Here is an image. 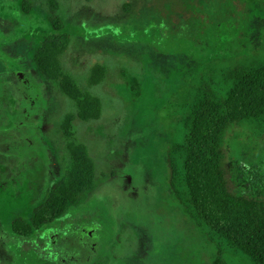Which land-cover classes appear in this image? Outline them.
<instances>
[{"label":"rangeland","instance_id":"obj_1","mask_svg":"<svg viewBox=\"0 0 264 264\" xmlns=\"http://www.w3.org/2000/svg\"><path fill=\"white\" fill-rule=\"evenodd\" d=\"M26 2L32 3L29 14ZM60 14L72 37L63 68L104 106L100 121L76 123L98 182L71 214L77 219L93 204L96 224L86 230L89 238L94 235L89 255H97L96 264H213V245L183 214L170 189L169 138L159 111L212 60L254 55L264 43L260 0H61ZM51 31L47 0H0V245L6 258L13 219L32 221L34 207L66 172L60 124L76 108L39 77L34 63ZM96 65L109 73L92 88ZM122 68L142 83L140 99L133 100L119 80ZM240 138L228 140L232 155L264 169V148L253 133ZM60 239L65 257L73 258L69 252L78 253L73 245L79 238ZM228 263L246 264L236 258Z\"/></svg>","mask_w":264,"mask_h":264},{"label":"trees","instance_id":"obj_2","mask_svg":"<svg viewBox=\"0 0 264 264\" xmlns=\"http://www.w3.org/2000/svg\"><path fill=\"white\" fill-rule=\"evenodd\" d=\"M260 5L264 10V0ZM47 6L52 31L35 51L34 63L39 77L71 100L76 113L66 114L60 124L66 145L65 175L33 209L32 223L20 216L13 219L11 230L19 236H29L34 229L61 228L59 220L77 210L98 187L96 164L78 136L76 123L100 121L103 102L65 72L61 59L72 37L60 14L61 0H47ZM31 7L26 2L24 12ZM263 46L262 42L254 55L207 63L159 111L169 138L165 154L170 189L183 214L213 245V264H229V258L264 264V169L262 163L247 164L232 155L228 143L240 141L249 131L264 148ZM108 73L105 66H94L90 87L105 83ZM118 78L133 100L141 98L143 85L136 75L122 68Z\"/></svg>","mask_w":264,"mask_h":264},{"label":"flooded vegetation","instance_id":"obj_3","mask_svg":"<svg viewBox=\"0 0 264 264\" xmlns=\"http://www.w3.org/2000/svg\"><path fill=\"white\" fill-rule=\"evenodd\" d=\"M26 14H29V13H26ZM20 86L21 85L18 83V89L22 90ZM46 183L47 181L45 180L44 184ZM88 198H89V195H88ZM92 206L90 207L91 208L90 213L88 212L86 214H81L80 216L77 214L78 215L77 219H74L73 218L74 216L72 217L71 214L66 217H62L59 220L61 223L60 224L61 228H58V229L54 228V229H48V230H43V231H38L34 229L31 235L29 236H19L17 235L16 232L11 230L10 235L8 237L9 244L7 246L8 258L5 257V254H4L3 249L1 248V245H0V255L2 252V257L8 261L7 264H74L75 261L77 262V264H80L78 257H80L81 262L83 264L85 262H87V264H96L97 255L93 256L94 253L92 255H89L90 251L88 248V245H92L90 239H93L94 235H92L90 238L89 236L86 235V230L88 229V227L91 228L90 226L92 225L94 226L96 224L95 223L96 220L92 212ZM32 214H33V211H32ZM83 218L87 219V223H85ZM28 221L32 223L31 220H28ZM71 235H74V236H71ZM62 236H66L67 242L69 243L74 238L75 239L77 237L79 238V242L77 243V245L76 244L73 245V251L76 252V249H78V253L72 254L71 252H69L70 255H73V258H69V257L66 258L65 254L61 250L62 247L60 246V243H61L60 237ZM39 242H43V247L39 246ZM165 245L166 244L164 243L159 244L160 247H163ZM95 247L93 249V252L95 251ZM82 253H83L82 256L84 258L81 257ZM75 257L77 260L75 259Z\"/></svg>","mask_w":264,"mask_h":264}]
</instances>
